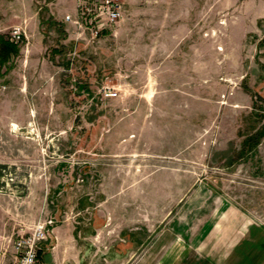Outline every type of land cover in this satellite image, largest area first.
Segmentation results:
<instances>
[{
  "label": "rangeland",
  "instance_id": "1",
  "mask_svg": "<svg viewBox=\"0 0 264 264\" xmlns=\"http://www.w3.org/2000/svg\"><path fill=\"white\" fill-rule=\"evenodd\" d=\"M121 2L89 41L73 0H0V40L26 30L0 66V264L43 218L87 264H140L183 204L264 214V0Z\"/></svg>",
  "mask_w": 264,
  "mask_h": 264
},
{
  "label": "crops",
  "instance_id": "2",
  "mask_svg": "<svg viewBox=\"0 0 264 264\" xmlns=\"http://www.w3.org/2000/svg\"><path fill=\"white\" fill-rule=\"evenodd\" d=\"M205 210L203 204H183L141 251L140 264H264V214L248 216L222 201L208 215ZM48 239L54 240L47 248L53 264H87L81 250L70 255L78 247L73 229L53 226L42 244Z\"/></svg>",
  "mask_w": 264,
  "mask_h": 264
},
{
  "label": "built area",
  "instance_id": "3",
  "mask_svg": "<svg viewBox=\"0 0 264 264\" xmlns=\"http://www.w3.org/2000/svg\"><path fill=\"white\" fill-rule=\"evenodd\" d=\"M124 8L121 0H76V12L73 16L66 15L65 21L70 23L77 38L88 37L89 41L97 39L101 33L115 26L123 17ZM25 27L13 26L9 32V40L14 44L22 42L26 37ZM101 92L105 97H112L116 92L103 86ZM10 167L1 169L4 186L15 181ZM19 168L14 169L13 174ZM54 220L43 218L26 233L17 235L12 243L14 264H38L39 245L48 238Z\"/></svg>",
  "mask_w": 264,
  "mask_h": 264
},
{
  "label": "trees",
  "instance_id": "4",
  "mask_svg": "<svg viewBox=\"0 0 264 264\" xmlns=\"http://www.w3.org/2000/svg\"><path fill=\"white\" fill-rule=\"evenodd\" d=\"M18 52L16 44L0 40V66L4 65L10 56H16Z\"/></svg>",
  "mask_w": 264,
  "mask_h": 264
}]
</instances>
